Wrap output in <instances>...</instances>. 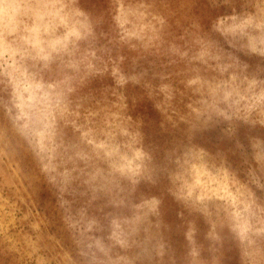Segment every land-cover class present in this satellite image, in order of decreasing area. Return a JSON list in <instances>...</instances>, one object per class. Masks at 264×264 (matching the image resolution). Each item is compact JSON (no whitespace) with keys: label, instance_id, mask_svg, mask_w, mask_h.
<instances>
[{"label":"rangeland","instance_id":"374dc122","mask_svg":"<svg viewBox=\"0 0 264 264\" xmlns=\"http://www.w3.org/2000/svg\"><path fill=\"white\" fill-rule=\"evenodd\" d=\"M0 264H264V0H0Z\"/></svg>","mask_w":264,"mask_h":264}]
</instances>
